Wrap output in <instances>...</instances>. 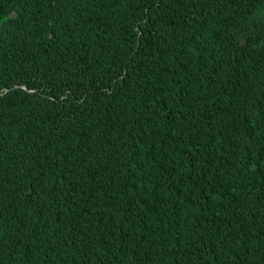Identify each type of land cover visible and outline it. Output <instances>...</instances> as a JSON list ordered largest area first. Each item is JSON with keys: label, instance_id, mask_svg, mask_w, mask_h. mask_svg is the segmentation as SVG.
Returning a JSON list of instances; mask_svg holds the SVG:
<instances>
[{"label": "trees", "instance_id": "1", "mask_svg": "<svg viewBox=\"0 0 264 264\" xmlns=\"http://www.w3.org/2000/svg\"><path fill=\"white\" fill-rule=\"evenodd\" d=\"M0 264H264V0H0Z\"/></svg>", "mask_w": 264, "mask_h": 264}]
</instances>
